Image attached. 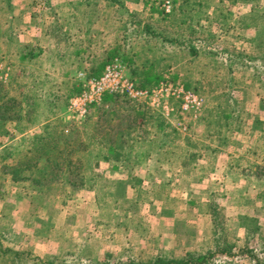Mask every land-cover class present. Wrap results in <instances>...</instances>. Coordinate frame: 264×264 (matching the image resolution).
Wrapping results in <instances>:
<instances>
[{"label":"rangeland","instance_id":"rangeland-1","mask_svg":"<svg viewBox=\"0 0 264 264\" xmlns=\"http://www.w3.org/2000/svg\"><path fill=\"white\" fill-rule=\"evenodd\" d=\"M167 1L172 2L175 12L164 19L158 16L151 5ZM117 3L116 6H111L106 2L100 7L103 13L102 30H99V35L95 38L97 41L95 48L88 49L83 55L88 52V56L93 58L98 56L96 59L101 61L111 57V53L119 48V51L117 49L115 52H120L125 75L128 77L132 66L146 70L148 66L156 63L154 67L158 74L154 75L155 84L152 83L150 88L146 89L157 88L163 83L162 77L169 76L175 80L174 85H179L201 97L203 105L208 103L205 107L206 112L203 113L202 106L197 113H181L178 108L179 102L170 101L174 109L166 118L160 109L150 108L146 104L154 118H161L169 126V129L165 128V132L173 130L171 137L157 139V145L162 142L166 144L164 148L152 151L140 162L133 161L132 157L130 159L120 157V166L117 170L110 168L108 170L104 167L107 162L113 161H102L101 163L105 164L100 170L102 174L98 173L99 179L92 178L95 170L84 168L81 173L85 174V178H82V186L79 188H70L63 183L68 178L65 169L62 168L53 171L62 180L61 183L47 184L44 180L40 186L30 185L28 182L27 185L15 186L17 181H14L13 177L22 174V169L30 168H23L26 163L30 162L29 166L33 164L32 168L38 166L37 169L45 165L46 158L34 151L36 147L51 150L52 153L48 152L49 155H46L48 157L54 155L56 157L58 150H62L58 163H63L65 154L70 151H65L67 142L76 140L75 145L83 143L84 147L79 149L78 153H74V159L79 160L84 166H89L93 160L91 155L79 152L86 148L94 150L96 143L91 135L94 133L97 116L94 114L86 121V116L76 117L69 109L71 100L82 92L81 80L82 76H85L84 73L74 83L70 82L75 80L73 75L69 76L70 80L65 81L69 79L62 76V68L65 67L48 64L46 59H40V66L45 67V71L50 74H45L46 79L38 81L37 87L33 86L32 81L34 78L40 79L41 73L24 76L23 80L19 78L17 80L13 74V79H10L6 68L13 70L15 65L31 71L33 67L31 64L34 65L32 60L36 59L29 57L28 61H22L19 56L23 55H18L19 53L15 55L8 46L4 49L3 43H0V98L4 109L2 115L6 117L0 121V209L2 207L6 209L2 212L9 213L10 216L12 209L8 203L14 201L12 198L18 195L25 198L28 210L31 203L40 209L37 210L40 216L37 214L38 217H33L36 218L35 222L30 212L25 219L17 216L15 220L7 214L0 216V264H43L40 258L34 256L35 253L29 246L32 242L35 243L34 233L28 231L31 229L30 226L37 229L39 237L49 238L48 241H54V244H61L68 231L72 233L70 236L76 249L63 252L60 246L62 252L54 258L56 264H89L96 263L99 259L100 262L107 259L111 264L116 262L124 264L130 259L138 258L142 261L159 254L168 258H180L188 252L205 253V248L210 246L211 237L206 235L203 228L209 226L212 230V224L205 218L209 208L205 202L206 205H202L199 196H203V199L205 196L214 198L215 202L211 203L226 215L227 220L221 233L222 239L236 246L234 256L217 251L212 257L211 264H255L257 259L264 260V0H117ZM19 7L17 3L14 9ZM9 10L6 0H0V24L5 23L2 26L3 32L10 29L7 21L14 11L11 12L10 8ZM224 14L237 16L238 19L235 21L227 18L226 21H222L220 15ZM219 19L221 21H218ZM138 22L141 23L140 27ZM146 24L149 25L152 35H147L145 29L144 33L138 30ZM223 25L224 29L230 32L229 39L226 36L220 37L222 31H227L223 29ZM93 27L72 26L71 31L74 32L71 33L77 35L78 32ZM96 30L97 27L94 31ZM72 38L69 42L73 43V46L71 50L69 47L68 55L71 53L73 56L68 57V60L76 63L78 59L75 58L77 55L74 51L79 45L89 42L79 40L77 37ZM179 41H183L182 45ZM191 50L196 52V55ZM124 55H127L126 59ZM147 59L153 63L150 65L146 62ZM106 60L103 61V68ZM80 63L83 61L80 60ZM34 82L37 83L36 80ZM76 88L79 92L72 94ZM18 93H24L28 104H34L35 111L32 113L33 117L31 116L33 120H28L26 116L22 118L25 121H12L10 117L17 115L5 111V105H9L14 98L25 107L26 101L18 96ZM225 98L229 99L231 104L234 103L236 108L235 114L234 111L231 112L233 116L228 122L231 130L234 129L229 132L231 135L238 130L237 127L239 132L247 126V118L240 116L244 113L242 109H246L245 113L248 111L256 115V122L250 123L251 128L258 129L259 132L263 129L260 139L258 137L234 139L231 136L229 138L233 149L241 148L243 145L249 151L247 155H243L246 160L241 158L239 162V158H234L237 161L232 158L234 164L239 162L248 166L250 165L248 161L255 162H250L256 166L255 170H244L245 176L244 178L241 176V179L239 178L241 170H235L234 165L229 170H224L223 159L216 161L218 154L213 155L214 152L211 150L218 144L217 133L219 131L222 133L225 129L221 127L225 120L217 114L219 108L212 109L220 105L222 106L220 110H223ZM244 98L245 101L242 103L241 99ZM257 99L262 100L261 107L255 106L254 101ZM133 103H136L133 105L135 108L137 104L145 105L143 102ZM111 106L110 103L105 105L108 109ZM90 109L87 114L92 111L91 107ZM226 109L228 111L229 108ZM113 110L118 114H124L118 106L113 107ZM234 116H237L236 120L233 119ZM110 126L115 130L118 123H111ZM183 127L185 131L182 130ZM96 128L105 130L106 125L100 121ZM175 133L179 138L173 137ZM38 136L42 137L41 140L37 139ZM186 139L190 141L189 144H186ZM32 150L33 152H30ZM198 151L202 152L201 161L193 168V162L198 160L199 154H195L197 157L193 160L189 159L188 154ZM98 157L103 158V153ZM185 160L187 166L182 167ZM223 173L227 179L221 182L223 176L225 177ZM209 174L214 175L207 179L206 175ZM192 178H204V182L196 186L190 185L189 181L193 180ZM214 178L218 179L215 181L218 185L211 184ZM116 181L120 183L116 185ZM228 198L235 205L243 207L241 213L245 215L244 217L237 219L238 212L231 211L230 205H223ZM186 201L189 204L194 202L198 206L187 207L189 204ZM172 212L179 213L178 217L180 215V218H176L179 219L177 232L180 234L177 240H174L171 233L166 239L159 235V231H163L161 228L174 226L170 220ZM48 214L52 217H48ZM52 222L57 224L55 233L49 231ZM23 223L28 225V229ZM238 223H241L249 233L248 237L241 234L239 247L237 234L232 233V226ZM143 226L151 228V236L140 235L139 231L144 228ZM254 227H258V230L253 233ZM21 228L28 231L27 235L23 234L24 239L20 235ZM82 235L85 237L83 240ZM197 239L198 246L190 244L195 242L196 245ZM79 244L86 247L81 255L80 249H77ZM189 244L191 247H188ZM96 248L103 252L97 254Z\"/></svg>","mask_w":264,"mask_h":264},{"label":"crops","instance_id":"crops-1","mask_svg":"<svg viewBox=\"0 0 264 264\" xmlns=\"http://www.w3.org/2000/svg\"><path fill=\"white\" fill-rule=\"evenodd\" d=\"M5 1V0H4ZM98 1V0H97ZM96 0H89V2L85 1V0H6V4L9 8L11 9L12 13V17L8 19L7 23L8 25H10V29H6L3 32L2 26L5 23H1L0 24V43H3L4 45V49L5 46H8L12 51H14V54L16 55L17 53H19L18 55H23V56H19L21 58V60L23 61H28L27 59H29V57L35 58L36 60H32L34 65L31 64L32 70L29 71L28 69L26 70L25 68H21V67H16L14 65V68H12L13 70H9V68H6L7 74L9 73V75L11 76L10 79H13V74L16 75V79L18 80H23L24 76H28V75H33V74H42V77L40 79L38 78H34V80L37 81V83L34 82L33 78H32V84L33 86L37 87L36 84H38V81L40 80H45V74H50L48 73V71H45V67L40 66V59H46L48 64L53 63L54 65L58 66V67H65L62 68V76H67V78L69 79H65V81L70 80V75L75 78V80H70L74 82H76L77 78H79V76L81 77V74H85V77L87 76V73L90 70H99L101 68H103V61H105L107 58L105 59H101V61H98L96 58L98 56H96V58H93V56H88V52L86 55H83V53L85 51H88V49H92L95 48V44L97 43L96 41V36L98 37V32L99 30H102V25H103V13L102 10L100 9V7L103 4L106 3H102V2H97ZM17 3L20 5L19 9L17 8L16 10L14 9V6L17 5ZM103 8V7H102ZM10 11V10H9ZM100 11V12H99ZM220 17L222 18V21H226L228 17H225L224 15H220ZM223 18H225L223 20ZM237 20L238 17L234 16V17H230L228 18V20ZM218 21H221L220 19ZM72 26H78L80 28V26H94L93 28H87L86 30H84L83 32H78L77 35H75V33H71L74 31H71ZM12 27V29H11ZM97 27V30H95V28ZM224 29V25L222 26ZM227 30V29H224ZM131 35H129L130 37ZM227 37V39H229L230 37V32L227 31H222L220 34L221 38ZM72 37H77L79 40H84L89 42L88 44H82V46L79 45V47L74 51L75 55H77L75 58L78 59V62L73 63L71 61L68 60V57L73 56L68 55V49L69 47L73 46V43H70V39H73ZM128 37V36H127ZM76 39V38H75ZM128 40H130L128 38ZM133 40V39H132ZM94 43V44H92ZM78 44H81V42H78ZM90 46V47H89ZM72 47L69 49L71 50ZM75 49V48H74ZM26 56V57H25ZM43 56H45V58H43ZM5 59H7V56H5ZM63 60V61H62ZM65 60V61H64ZM80 60L83 61V63H80ZM38 61V62H37ZM67 63V65H66ZM11 67H13L11 65ZM88 68V69H87ZM33 73V74H32ZM55 73V71H54ZM58 73V71H57ZM23 78V79H22ZM83 80V79H82ZM242 103L245 101L244 99H241ZM253 101V100H252ZM255 102V106L258 105V107H261L262 105V100L257 99V101ZM250 103V102H249ZM179 104V103H178ZM204 106V112H206L205 107L208 106V103H205ZM179 108V105H178ZM260 110H262L261 108H259ZM244 110V113H241L240 116L244 117V119L247 120V126L245 127L244 130H240L238 131H234V134H230V131H225V129L222 130V133L217 134V146H213L212 147V151L214 152L213 155L218 154V158L216 159V161H220V158H222V163H225L224 166V170H229L233 165L235 166L234 169L235 170H241V174L239 176V178L241 179V176L244 178V174L245 171L244 170H251L256 168V166L251 165L250 162H254V161H248L250 165L246 166V165H241V158H246L245 156H243L244 154H248V150L244 148V146L242 145L241 148L238 149H233L230 146V140L225 143L223 140L219 141V139H223V138H227L229 139L230 136L231 138L237 139V138H259L260 136L262 137V133L255 129H253V127H250V123L252 121L256 122V115L255 114H250L248 111L245 110L246 109H242ZM207 120V119H206ZM260 120L261 117H260ZM48 121V120H47ZM208 123V122H207ZM214 135V134H212ZM239 140V139H238ZM256 144V143H255ZM17 147V146H16ZM232 148V149H231ZM250 148V147H249ZM242 150V152H241ZM79 150L76 151V153H78ZM88 153L91 155V159L93 158L91 164L89 165L88 168H92L93 170L96 171V173H94V176H92L93 180L94 179H99L98 173L102 174L100 172V170L103 168L102 165H104L105 163H101L102 161H105L103 158L99 159V157L97 158L98 155L102 154L101 152L97 151V150H92L89 148H86L83 151H80L79 153ZM200 153H202L201 151H198L197 153H193L195 154H199L198 155V160L193 162V168H196V166H198V162L201 161V156ZM232 156V157H231ZM197 157V156H195ZM232 158H239V162L237 163H233ZM262 158V157H261ZM101 160V161H100ZM236 160V159H234ZM246 160V159H245ZM237 161V160H236ZM255 163V162H254ZM258 163V162H256ZM259 164V163H258ZM257 164V165H258ZM118 166H120V164L117 163H110L107 162L104 167L107 168L109 170H117ZM202 166V165H201ZM254 166V167H253ZM38 167V166H37ZM37 167L34 168H29L27 170H23L22 169V174H19V176L17 177H13L14 181H17L14 185L15 186H22V185H27L26 182H28L30 185H33L35 180H43L44 177L42 176H38L40 175V171L41 169ZM116 168V169H114ZM223 168V166H222ZM214 169V167H213ZM216 170V169H215ZM255 170V169H254ZM224 172V171H223ZM225 175V173H223ZM210 175H214V174H209L206 175V178L208 179V177ZM82 178H85V174L81 173L80 175ZM205 177V176H204ZM191 178V177H190ZM193 179V178H192ZM226 175L225 177L223 176V179L221 182H223V180H226ZM20 180V181H19ZM46 180V178L44 179ZM43 180V181H44ZM214 182L211 184H215L218 185V183H216L215 181L218 179L214 178L213 179ZM117 182V181H116ZM190 182V185H199L201 183L204 182V178H199V179H193ZM225 184V183H224ZM36 193V191H35ZM37 194V193H36ZM16 197V198H15ZM12 199H14V201H11L9 204V207L12 209L11 212L12 214L9 213H5L2 211H6V209H3V207L0 209V216L2 215H6L9 216L10 218H13L15 220H17V216H21L22 219H25L28 215V212H30L32 215V219H34V222L36 220V218H33L35 216L38 217V212L37 210L39 208L35 207L32 203L29 206V210L27 209L28 206L26 203L25 198L21 197L20 195L15 196ZM218 197H220L218 195ZM199 198L202 200V205H206L209 208V203L215 202L214 198H211L210 196H205V199H203V196H199ZM225 199V198H224ZM181 199H179L180 202ZM32 201V200H31ZM226 204L223 205H230L231 207V211L235 210L238 212V217L237 219H241L242 217H244L245 215L243 213H241V209L243 207L235 205L234 202L232 200H230L229 198L225 200ZM33 202V201H32ZM206 204H205V203ZM209 202V203H208ZM186 203L189 204V202L186 201ZM187 204V205H188ZM198 206L196 203L194 204V202L192 204H189L187 207H193ZM240 205V204H239ZM200 206V205H199ZM56 207V206H54ZM196 208V207H195ZM199 208V207H198ZM62 209L64 210L65 208L62 207ZM40 210V209H39ZM200 212V210H198ZM226 211V210H225ZM227 212V211H226ZM246 213V212H245ZM38 214V215H37ZM177 212H172V217H171V224L174 226H170L169 228H161V230H163L162 232L159 231V235H163L164 238H168L170 236V233L173 235L174 240H177L180 236V234H178V224H179V219L177 220L176 218H180V215L178 217ZM202 216L203 213H201ZM158 216L163 215L160 213L156 214ZM244 215V216H243ZM40 216V215H39ZM48 217H52V215L48 214ZM164 216V215H163ZM17 217V218H16ZM47 217V218H48ZM205 218H207L208 223L212 224V215L210 212V208H209V212L205 215ZM163 219V218H161ZM166 219V218H165ZM169 220V219H167ZM186 220V219H184ZM70 221V220H67ZM186 222V221H185ZM25 223V222H24ZM23 223V224H24ZM46 223H48L46 221ZM56 222H52L50 223L49 227L51 228L49 231L55 233L56 232ZM24 226H26V228L28 229V225L24 224ZM30 226V225H29ZM58 226H60V223H58ZM144 228L140 229L141 231H139L140 235L144 236L145 234L148 236H151V228H147L145 226H143ZM30 230L28 229V231H30V233H34V239H35V243H31L30 248L32 250V252H34V256L38 257L41 259L43 264H49V262H51L54 258H56V256H58L60 252L66 251V252H70V251H74L76 249V245L74 244V240L71 238V232L68 231L67 233V237H63L64 241L61 242V244H57V243H53L54 241H48V239L43 238L42 236L39 237L37 229L34 228V226H30ZM195 228V227H194ZM203 229H205L206 231V235H209L210 237H212V230L209 229L208 227H204ZM61 230V228L59 229ZM58 230V232H59ZM28 231H26V229H22L20 230V235L21 237L24 239V235L28 234ZM198 233L200 232L199 229L197 230ZM167 232V233H165ZM232 233L235 235L237 234L238 237V246L239 247V243L241 242V234H245V236H247L248 231L241 225V223L236 224L234 227L232 226ZM47 234V233H46ZM169 235V236H167ZM200 235H202V233H200ZM83 238L82 240L85 238L84 235H82ZM208 236V237H209ZM130 237V236H128ZM45 239V240H44ZM187 240H190L189 238L186 237ZM86 240V239H85ZM181 240V239H180ZM37 241V242H36ZM182 241V240H181ZM73 242V243H72ZM183 242V241H182ZM198 239L196 240V245L195 242L190 243L193 246H198L199 244L197 243ZM190 244L188 245V247L190 246ZM181 245V244H180ZM60 246L62 247V250L60 248ZM83 246V247H81ZM183 247V245H181ZM191 247V246H190ZM194 247V248H195ZM78 250L80 249V255L82 254L83 249H86V247L84 245L79 244ZM192 249V248H190ZM101 249L96 248L95 252L97 254H99L98 252H103L100 251ZM58 254V255H57ZM99 259V258H98ZM37 261H39V259H36ZM101 260V259H99Z\"/></svg>","mask_w":264,"mask_h":264},{"label":"trees","instance_id":"trees-1","mask_svg":"<svg viewBox=\"0 0 264 264\" xmlns=\"http://www.w3.org/2000/svg\"><path fill=\"white\" fill-rule=\"evenodd\" d=\"M87 2H89V0H85ZM91 1V0H90ZM99 2L102 3H109L111 6H116L117 0H98ZM171 4V11L170 13H165L163 5L164 3H154L153 5H151L154 10L158 13V16L167 19L168 17L172 16L175 12L174 7L172 6V2L168 1ZM225 17L230 18L231 15L226 16L224 14ZM121 19V17H120ZM141 23L138 22V27H140ZM145 29L146 30V34L147 35H152L151 31H150V27L148 24L144 25L142 28H138V30H141V32H143ZM144 33V32H143ZM126 38L124 37V41L123 43L125 44ZM164 40V38H163ZM162 40V41H163ZM183 42V41H182ZM181 41H179V44L182 45ZM119 51V48H117ZM116 49V50H117ZM114 50L111 57H107L106 60V64L108 62H110L112 59L114 58H118L119 60L122 61V58L120 57L121 54L120 52L116 53ZM148 51H151V49H148ZM192 53H194L191 50ZM196 53V52H195ZM194 53V55H196ZM127 56V55H126ZM126 56L124 55V59H126ZM123 62V61H122ZM146 62H149L150 65L153 63L152 60L147 59ZM105 64V65H106ZM153 63L150 66H148L146 68V70H142L139 67H135L132 66V70L130 71V73L128 72V75L130 77V80H132L135 85L137 87L140 88H150V86L155 84L154 83V75L158 74V72L155 70ZM104 65V66H105ZM153 66V67H152ZM103 71V68L99 69V70H95L92 72V70L87 74L88 77H95L101 74V72ZM143 71V72H141ZM162 82L167 83V84H174L175 80L171 79V77H167V76H163L162 77ZM174 82V83H173ZM21 85H17V87H19ZM75 88V87H74ZM77 91V92H75ZM72 94H77L79 92V90H75ZM69 94V93H68ZM18 96H21L23 100L26 101L25 107H22L20 102H17L16 99L14 98L13 100L10 101V104L5 105V111L7 110L8 112L12 113V114H16V117H10V119L12 121H23L24 119H22L23 117H28V120H33L31 119L32 113L35 111V109L33 107V105L28 104L29 101L27 100V97H25L24 93H18ZM228 96V95H226ZM122 96H117V95H109L106 94L103 96L102 99V103L100 105H94L92 106V111L89 112V114L86 115L85 120L88 121L90 120L92 115H96L97 119L95 122V129H94V133L91 135L92 140L96 143V145H94V150L100 151L103 153V159L105 161H113V163H117L120 164V157H125L126 159H130L132 157L133 161L135 162H140L142 158H145L144 156H149V154H151L152 151H156V150H160L162 148H164V146H166L165 143H160L159 145L156 144L157 139L159 138H169L171 137V133H173L172 131H167L165 132V128L169 129V126L165 124V122L159 118L156 117L154 118L153 115H151V112L149 111L147 105L145 104H137V108H135L133 105H135L136 103L131 102L130 100H128L127 98H119ZM224 105H223V110H220V108L222 106L217 105L216 107H214L212 110H215L216 108H219L218 113L220 114L219 116L225 120V122L223 123V125L221 127L229 130V131H233L231 130V127H229L228 122H230V119H232L233 113L235 114L236 112V108H234V103L231 104V101H229V99L224 100ZM108 103H110L111 108L108 109V107H105V105H107ZM1 98H0V111H2V113H0V121L5 120L6 117H4L3 114V106L1 105ZM54 104V103H53ZM118 106V109L122 110V113L124 114H118L115 110H113V107ZM236 107V104H235ZM2 108V109H1ZM226 108H229L228 111ZM91 110V109H90ZM227 111V112H226ZM232 111H234L233 113H231ZM229 112V113H228ZM216 114V112H215ZM206 115H208L206 113ZM33 117V116H32ZM234 120L237 119V116L233 117ZM140 120V122L138 121ZM25 121V120H24ZM102 121L105 125L106 128L105 130H101L99 128H96V126H98L99 122ZM117 122L118 126L116 127V129H112V127L110 126L111 123ZM147 124H149V129ZM46 128V126L44 127V129ZM222 128V129H223ZM237 129L239 130V128L237 127ZM226 130V131H227ZM236 130V129H235ZM237 130V131H238ZM261 130V129H260ZM263 131V129L261 130V132ZM218 132V131H217ZM152 133V134H151ZM220 131L217 133L219 134ZM175 133V135H173V137L175 138H179V136ZM264 135V134H263ZM49 136V135H48ZM159 136V137H158ZM42 137H37L38 140H41ZM224 141L225 143L227 142V140L229 141V139H227L226 137L223 139H219V141ZM259 140V139H258ZM263 141H264V137H263ZM33 142V141H32ZM39 141H37L38 143ZM76 140L71 141V142H67L66 144V149L70 150L68 151V153H66V157H65V161L63 163H58V159L60 158V156H62L61 153H63V151L58 150V152L56 153V157L55 155L53 157H48L46 155H49L52 153L51 150L46 149L43 150L40 147H36L35 148V152L39 153V155L44 156L46 159L44 160L45 165L41 168V175L43 178V180L46 178V183L47 184H56V183H61L59 179V176H57L56 174L53 173L54 170L59 168L65 169V174H67V178L66 181H63L64 184H67L68 186H70V188H79L82 186V177L81 172L82 170H84V168H87L89 166H84V164L80 163L79 160L74 159V153L83 148L84 144L83 143H79L80 145H75L76 144ZM186 144H189L190 141H188L186 139ZM94 143V144H95ZM34 144V142H33ZM32 145V144H31ZM145 146L146 148H141ZM189 146V145H188ZM32 149V148H31ZM141 149H145L146 151L143 152ZM30 150V149H29ZM30 152H33L30 151ZM49 152V154H48ZM65 153V152H64ZM187 155V154H186ZM189 155V159L193 160L195 158L196 155L194 154H188ZM169 159V158H168ZM167 159V160H168ZM185 161L182 162V167H186L187 164L185 163ZM27 165L23 166L24 167H30L32 168L33 164L29 166V163H26ZM36 166V164H34ZM37 167V166H36ZM116 169V168H114ZM48 172V176L46 177V173ZM43 180H35L34 184H37L38 186H40L43 183ZM120 182L117 181L116 185L119 184ZM36 185V186H37ZM210 208V212L212 215V237L210 239V246H208L205 251V253H199L197 252H188L187 254L183 255L180 258H168V256H163V255H157L154 258H150L147 260H139L137 259H130L127 263L124 264H211L212 262V257L216 254L217 251H220V253H224L226 255L229 256H234L235 254V249L236 246L232 243H228V241H225L222 239V232L224 229V223L226 220V215L221 211H219V209H217V207L211 203L208 205ZM258 230V227H254V230L252 231L254 233V231ZM249 236V233L247 234V237ZM213 245V246H212ZM204 251V250H203ZM242 253V251L240 252ZM255 258V257H254ZM257 259V258H256ZM139 261V262H138ZM49 264H56L55 260L53 259L51 262H49ZM85 264V263H83ZM89 264H111L109 261L104 260L102 262H100L99 260L94 263H89ZM114 264H123L121 262H116ZM255 264H264V260H259L257 259L255 261Z\"/></svg>","mask_w":264,"mask_h":264},{"label":"built area","instance_id":"built-area-1","mask_svg":"<svg viewBox=\"0 0 264 264\" xmlns=\"http://www.w3.org/2000/svg\"><path fill=\"white\" fill-rule=\"evenodd\" d=\"M163 8L165 13H170V2H165ZM124 70L123 62L114 58L104 66L100 75L95 77L81 75L82 92L71 100L69 107L71 114L79 118L85 117L90 107L102 103L106 94L123 96L133 102H143L150 108L160 109L166 118L174 109L170 101L179 102L181 113H197L203 106L201 97L179 85L160 83L153 90L139 88L125 75ZM182 130L185 131V127Z\"/></svg>","mask_w":264,"mask_h":264}]
</instances>
